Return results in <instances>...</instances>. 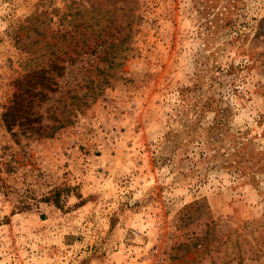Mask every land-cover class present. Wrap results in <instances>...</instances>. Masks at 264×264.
<instances>
[{
  "label": "rangeland",
  "instance_id": "obj_1",
  "mask_svg": "<svg viewBox=\"0 0 264 264\" xmlns=\"http://www.w3.org/2000/svg\"><path fill=\"white\" fill-rule=\"evenodd\" d=\"M127 1L0 0V264H264V0Z\"/></svg>",
  "mask_w": 264,
  "mask_h": 264
},
{
  "label": "trees",
  "instance_id": "obj_2",
  "mask_svg": "<svg viewBox=\"0 0 264 264\" xmlns=\"http://www.w3.org/2000/svg\"><path fill=\"white\" fill-rule=\"evenodd\" d=\"M90 2L91 10L95 15L90 17V22L84 23L83 20L79 23L81 27L87 28V31L83 32L80 29L77 31L73 36L77 39L75 45L87 46L91 52L100 51V58L109 64L108 68H112L116 57L124 50L123 43L128 35L127 28L132 23L131 5L127 0H90ZM76 47L75 50L78 51ZM53 63L58 65L56 60ZM220 123L222 119L217 118L215 124L219 126Z\"/></svg>",
  "mask_w": 264,
  "mask_h": 264
},
{
  "label": "built area",
  "instance_id": "obj_3",
  "mask_svg": "<svg viewBox=\"0 0 264 264\" xmlns=\"http://www.w3.org/2000/svg\"><path fill=\"white\" fill-rule=\"evenodd\" d=\"M132 233L137 235L138 231H136L135 229H132ZM151 255L154 259L151 264H168L166 261L165 252L159 245L155 244L153 246V250L151 251Z\"/></svg>",
  "mask_w": 264,
  "mask_h": 264
}]
</instances>
